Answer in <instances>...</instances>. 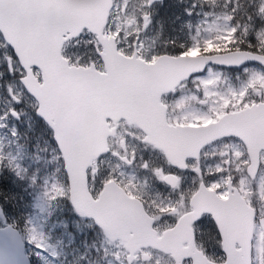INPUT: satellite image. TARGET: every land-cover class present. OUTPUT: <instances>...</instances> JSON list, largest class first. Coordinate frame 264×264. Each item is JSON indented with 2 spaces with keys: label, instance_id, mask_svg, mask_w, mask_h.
Instances as JSON below:
<instances>
[{
  "label": "snow or ice",
  "instance_id": "1",
  "mask_svg": "<svg viewBox=\"0 0 264 264\" xmlns=\"http://www.w3.org/2000/svg\"><path fill=\"white\" fill-rule=\"evenodd\" d=\"M158 3L0 0V166L6 148L31 156L9 127L30 114L46 200L70 204L86 264H264V72L233 85L211 70L264 65V0H200L191 44L162 48ZM9 214L0 264L59 258Z\"/></svg>",
  "mask_w": 264,
  "mask_h": 264
},
{
  "label": "rangeland",
  "instance_id": "2",
  "mask_svg": "<svg viewBox=\"0 0 264 264\" xmlns=\"http://www.w3.org/2000/svg\"><path fill=\"white\" fill-rule=\"evenodd\" d=\"M186 1H187L185 3L186 20L184 19L181 22V24L179 25L181 31L179 35H176L174 38L167 36L165 23L163 19L161 16H157L158 13H156V10H157V6L159 5L152 7L151 9L152 24L155 26L154 35L156 38V42L159 46H162L166 42L172 40H176L178 44L179 43H184L185 45L191 44L190 37L194 35L195 28L197 27V25L202 23V18L206 11H204L205 7L201 6L200 0H186ZM194 4L196 5V7H193ZM189 12H191V15L188 14ZM196 54L198 53L195 52L193 53V55ZM211 70L215 74H220L223 79H225L228 83L233 85L243 82L251 73L264 72V69L260 68L255 64H248L239 69H232V70L211 67ZM203 75H206V73H204ZM23 123L26 124L27 120H24ZM13 129L17 132L15 127ZM1 138L3 139V137ZM34 142H35L34 150L39 147V152L35 155H31L30 157H25L24 155H22L21 152L14 150L12 159L15 161V164L13 165V167L15 168L17 165H19L20 167L19 176L23 179L26 187L29 189V194L32 200V207L30 209L31 214L29 215L28 220H31L33 224L36 225L38 228L41 226L43 227V231L46 233L48 237H50L48 243L55 246L57 251L59 252L60 245H70V244L69 242L62 240L56 234V224L54 223V215H62V211H64L63 208L66 206L67 202H61L60 205H55V204H50L46 200L44 183L42 179L38 177L40 166L45 163L47 156L46 152L44 151L45 142L41 133H38ZM69 214L70 217L74 220L75 227L77 228L75 229V233L81 235L82 226L78 224L76 220L73 218L74 213L72 211H69ZM51 217L52 220L49 223V219ZM64 220L67 223H70V221H68L67 219ZM51 235L53 236V239ZM84 235H86V231ZM58 259L55 260L50 255L48 257V260L46 261V264H60L58 262Z\"/></svg>",
  "mask_w": 264,
  "mask_h": 264
},
{
  "label": "trees",
  "instance_id": "3",
  "mask_svg": "<svg viewBox=\"0 0 264 264\" xmlns=\"http://www.w3.org/2000/svg\"><path fill=\"white\" fill-rule=\"evenodd\" d=\"M186 0H167L168 7L163 12L160 11L162 4L157 6V16H161L164 23L167 36L174 38L180 33V24L185 19ZM198 5V4H197ZM190 6V4H189ZM188 6V7H189ZM204 11H208L204 6ZM157 18V17H156ZM157 20V19H156ZM182 39V38H181ZM164 45L160 46L161 48ZM3 106V101L0 100V107ZM27 113V109L25 108ZM27 120L24 124L23 121ZM10 128H16L19 138L17 143L23 148L27 146L31 149V155L39 152V147L35 148V138L40 131L32 124L30 114L22 115L20 120L9 122ZM0 139H2L0 137ZM7 142V141H5ZM6 154L12 159L14 150L6 148ZM0 205L5 206L6 210L11 208V214L8 216V221L11 223L13 220L23 223L28 220L31 214L32 200L29 194V189L26 187L23 179L14 171V167L0 166ZM70 204L66 203L63 208L62 215H54V223L56 224V234L62 240L69 242L70 245H60L59 263L60 264H86V259L89 255L86 253L87 242L91 241L86 235H78L75 233V222L70 217L68 209ZM75 218V216H73ZM64 219L70 221L67 223ZM52 217L49 219L51 222ZM55 228V225H54ZM52 239L53 236L51 235ZM54 241V240H53ZM93 247V246H92Z\"/></svg>",
  "mask_w": 264,
  "mask_h": 264
},
{
  "label": "water",
  "instance_id": "4",
  "mask_svg": "<svg viewBox=\"0 0 264 264\" xmlns=\"http://www.w3.org/2000/svg\"><path fill=\"white\" fill-rule=\"evenodd\" d=\"M194 56H195V55H194ZM247 63H254V64H257L258 66H260L261 68L264 69V65H261V64H259V63L256 62V61H247V62L241 64L239 67H224V68H228V69L240 68V67H242L243 65H245V64H247ZM211 66H218V67H221V66L216 65V64H212ZM200 74H202V73H200ZM200 74H199V75H200Z\"/></svg>",
  "mask_w": 264,
  "mask_h": 264
},
{
  "label": "flooded vegetation",
  "instance_id": "5",
  "mask_svg": "<svg viewBox=\"0 0 264 264\" xmlns=\"http://www.w3.org/2000/svg\"><path fill=\"white\" fill-rule=\"evenodd\" d=\"M92 246H93V242H87V247H86V253L87 255H90L91 254V249H92Z\"/></svg>",
  "mask_w": 264,
  "mask_h": 264
}]
</instances>
